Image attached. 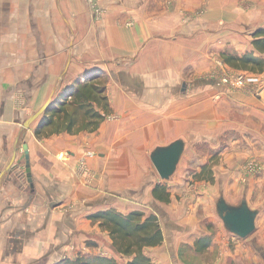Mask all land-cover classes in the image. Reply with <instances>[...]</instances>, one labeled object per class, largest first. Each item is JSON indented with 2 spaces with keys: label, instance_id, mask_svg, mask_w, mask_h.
Returning a JSON list of instances; mask_svg holds the SVG:
<instances>
[{
  "label": "crops",
  "instance_id": "0c3cea01",
  "mask_svg": "<svg viewBox=\"0 0 264 264\" xmlns=\"http://www.w3.org/2000/svg\"><path fill=\"white\" fill-rule=\"evenodd\" d=\"M262 25L264 0H0V264H69L79 254L127 264L131 257L89 218L109 208L157 217L163 240L143 248L152 264H264L263 252L261 261L249 255L246 241L223 229L208 190L177 200L173 188L185 173L179 166L207 151L218 157L200 158L197 172L209 186L223 184L232 206L238 183L264 185V100L207 76L223 51H252ZM85 72L105 83L97 128L80 119L71 131L45 125L36 134L42 115L23 126ZM177 138L185 149L161 179L150 152ZM248 160L260 166L249 177ZM157 185L169 201L154 197ZM255 205L247 207L257 227ZM201 236L210 243L196 250Z\"/></svg>",
  "mask_w": 264,
  "mask_h": 264
},
{
  "label": "trees",
  "instance_id": "16d2710c",
  "mask_svg": "<svg viewBox=\"0 0 264 264\" xmlns=\"http://www.w3.org/2000/svg\"><path fill=\"white\" fill-rule=\"evenodd\" d=\"M251 44L253 50L242 55L224 52L222 62L229 67L243 69L254 73L264 70V58L255 55L254 51L264 52V25L256 27L252 33ZM85 72L82 78L63 88L50 101L47 109L42 113L36 134L45 125L53 126L56 132L71 131L82 119L84 128L94 130L103 120L107 111V96L104 80L95 81V76ZM104 110L102 114L96 107ZM159 185L153 189L154 197L161 201H169V194L157 191ZM90 219L99 222V226L106 230L112 240L115 250L125 256H130L127 264H152L143 253V248L155 246L162 242L163 233L155 215L145 216L139 210L121 213L114 208L100 210L90 215ZM210 243L209 236H201L196 240V250L206 248ZM69 262V261H66ZM69 264H117L116 260L101 255L79 254Z\"/></svg>",
  "mask_w": 264,
  "mask_h": 264
},
{
  "label": "rangeland",
  "instance_id": "374dc122",
  "mask_svg": "<svg viewBox=\"0 0 264 264\" xmlns=\"http://www.w3.org/2000/svg\"><path fill=\"white\" fill-rule=\"evenodd\" d=\"M219 25H221V24H219ZM224 52H228V53L237 55V53L234 51L225 50L222 53H220L219 56L223 58L222 54ZM219 63H221V64H219ZM215 65L216 66L214 69L215 70L214 73L209 72L207 74V76L209 77L208 79L212 80V81H214L220 85H224L219 80V75H218V73H220V71L222 69L221 65L224 66L223 62L217 60V63ZM229 69L230 70L234 69V70H238V71H243V69H238V68H234L231 66ZM247 71H249V69H247ZM254 73L255 74H262V73H264V70L262 72L254 70ZM227 87H229V86H227ZM229 88H231V87H229ZM231 89H234V88H231ZM242 89H245V88H242ZM236 90H238V89H236ZM248 90L250 92H252L251 88H249ZM253 96L256 97L257 99H259L254 94H253ZM185 154H187V153H185ZM205 155L207 157L208 156L209 157L215 156L216 158L218 157L217 152L214 153L211 151L210 152L207 151L205 153H201L198 155L196 154V156H198V157H195L191 161H189L190 163H188L187 167L184 168L183 166H181V168H180V166H179V169L185 170V173H182V171H179V172H181V174L179 175V172H178L177 177H175L174 184H173V188L175 190L174 195H175L177 200L183 199L187 196H190V198H195V197H199L201 195H204V193H206V191L208 190V192L210 193V195L212 196V199H213V200L208 201V202H210V207H212V209L215 210V212L217 214L218 221H219L220 225L223 227V229H225V231L229 232V229L224 225V222H223V220L219 214V209H218V203L220 202V200H222V202L226 203L228 206H232L231 203L226 202L224 199V196L222 193V191L224 189V185L223 184H215L214 186H209L207 183L210 180H208L207 178L205 179V177L204 178L202 177L203 172L202 173L197 172L199 167L201 166L200 163H202L200 158H203V156H205ZM184 160L185 159L181 160V164ZM213 164H215V162H213ZM243 169H244L245 173L248 174V177H249V176H252L255 173H257L260 170V166H259L257 161L248 160L247 162L244 163ZM204 176H206V173H204ZM203 179H205V180L203 181ZM209 184H213V183L209 182ZM249 184L250 183H248V185H246V184H243V182H242V184L238 183L236 185V187L232 189V193L235 194L237 197H239L238 203L235 206L241 205L242 202H244L247 206H248V203L249 204H257V205H255L259 209V214L257 215V220H258L257 227L255 226L254 230L249 235H247L246 237H244L242 239L244 241H246L245 242V249H246L245 251L247 253H249V255L257 257V259L261 261L262 252H263V256H264V251H262L260 249L257 250L256 247L260 246V245L264 247V185L262 187H259L255 183L250 184V185ZM247 186H249V190L251 191V195H247L249 202H247L246 198L243 197L246 194L245 188ZM206 187H208V188H206ZM209 188L212 191L209 190ZM206 202H201V206H204ZM204 224L208 227V229H209V227L212 228L215 225L214 223L209 222L207 220H204ZM212 231H213V229H212ZM255 244L257 245L256 247H255ZM247 262L249 263V261H247Z\"/></svg>",
  "mask_w": 264,
  "mask_h": 264
},
{
  "label": "water",
  "instance_id": "95a60500",
  "mask_svg": "<svg viewBox=\"0 0 264 264\" xmlns=\"http://www.w3.org/2000/svg\"><path fill=\"white\" fill-rule=\"evenodd\" d=\"M184 83V87H185ZM51 101V97L36 111L34 112L26 121L24 122V127H29V125L38 119L42 113L47 109ZM185 141L182 138H177L167 145L156 146L150 152V160L161 179H169V177L176 170L177 164L180 160V157L185 149ZM25 157V178L31 183L30 168H29V155L27 151V145L23 144ZM14 157H12L9 167H11ZM8 167V168H9ZM32 186V183L30 184ZM219 214L224 222V225L239 237H246L249 235L255 228L254 218L255 211H252L247 207V205L242 202L239 206H228L226 203H218Z\"/></svg>",
  "mask_w": 264,
  "mask_h": 264
},
{
  "label": "built area",
  "instance_id": "2783aa9c",
  "mask_svg": "<svg viewBox=\"0 0 264 264\" xmlns=\"http://www.w3.org/2000/svg\"><path fill=\"white\" fill-rule=\"evenodd\" d=\"M92 4H95L96 0H87ZM96 9V8H95ZM98 11V9H96ZM221 64V63H219ZM221 67H224L221 65ZM217 72V71H216ZM219 75V80L222 84L234 89H242L245 87L251 88L252 93L259 99L264 100V73L255 74L248 71L230 70L228 68H222ZM86 156H95L94 151H86Z\"/></svg>",
  "mask_w": 264,
  "mask_h": 264
}]
</instances>
